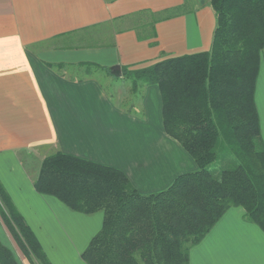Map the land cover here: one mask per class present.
I'll list each match as a JSON object with an SVG mask.
<instances>
[{"label":"crops","instance_id":"1","mask_svg":"<svg viewBox=\"0 0 264 264\" xmlns=\"http://www.w3.org/2000/svg\"><path fill=\"white\" fill-rule=\"evenodd\" d=\"M191 1L0 0V180L51 264H87L82 254L104 213L40 194L35 181L47 156L119 169L143 195L198 169L164 130L157 84L140 83L127 104L105 86L124 79L116 66L209 51L216 14L209 0L186 8ZM135 17L141 26L129 24ZM263 61L264 54L255 100L264 139ZM189 264H264V231L243 207H231L191 248Z\"/></svg>","mask_w":264,"mask_h":264},{"label":"trees","instance_id":"2","mask_svg":"<svg viewBox=\"0 0 264 264\" xmlns=\"http://www.w3.org/2000/svg\"><path fill=\"white\" fill-rule=\"evenodd\" d=\"M209 4L216 14L209 51L122 68L133 92L140 83L159 86L164 130L194 159L196 171L143 195L114 167L62 152L41 163L35 181L40 194L76 212L104 213L100 232L82 254L87 264H189L191 248L231 207H243L264 231V142L255 100L264 0ZM217 160L222 165L215 171L210 165ZM0 216L31 264H51L1 180ZM0 264H20L1 240Z\"/></svg>","mask_w":264,"mask_h":264},{"label":"rangeland","instance_id":"3","mask_svg":"<svg viewBox=\"0 0 264 264\" xmlns=\"http://www.w3.org/2000/svg\"><path fill=\"white\" fill-rule=\"evenodd\" d=\"M201 2H202V0H192L191 2H186V8L192 9L195 6L201 4ZM142 20L144 21V19H140L138 17H135L129 24H132L134 22L137 25L139 24L141 26L143 23ZM145 21L147 22L148 19L147 20L145 19ZM263 63H264V61H263ZM263 69H264V65H263ZM261 80H262V78H261ZM105 84H106L105 85L106 89L109 90V92H111L112 95L115 96L116 98L120 97L122 100V103L127 104V102L132 101V92L133 91H131L132 86H131L130 80L122 79L120 81V80H115L114 78H111V81H105ZM260 89H262V91H263L264 81H260ZM263 142H264V139H263ZM221 162H222L221 160H217L216 162H214L213 164L210 165V168L212 170H215V171L220 170L221 165H222ZM38 166L40 167V165L37 162V163H34V166H32L31 168H34V170H35L38 168ZM0 240L3 244L10 247L14 251L17 259L20 262V264H24L23 262L28 263V259L24 256V254L20 250L19 246L15 242V240H14L12 234L10 233L9 229L7 228L5 223L3 222L1 216H0Z\"/></svg>","mask_w":264,"mask_h":264},{"label":"water","instance_id":"4","mask_svg":"<svg viewBox=\"0 0 264 264\" xmlns=\"http://www.w3.org/2000/svg\"><path fill=\"white\" fill-rule=\"evenodd\" d=\"M113 74H114L115 76H121V74H122L121 67H120V66H116V67L113 69Z\"/></svg>","mask_w":264,"mask_h":264}]
</instances>
